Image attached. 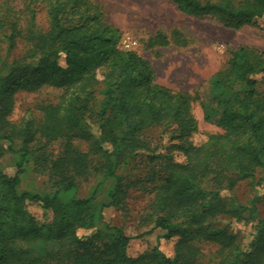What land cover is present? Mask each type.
<instances>
[{"label":"trees","instance_id":"1","mask_svg":"<svg viewBox=\"0 0 264 264\" xmlns=\"http://www.w3.org/2000/svg\"><path fill=\"white\" fill-rule=\"evenodd\" d=\"M172 1L186 14L234 29L264 17V0ZM41 5L45 28L37 23ZM121 36L97 0H0V264H264V193L248 204L230 194L264 170V88L257 77L264 73V51L239 46L211 77L220 131L195 144L194 102L212 119L201 96L159 83L151 61L121 47ZM21 46L22 55L14 57ZM44 85L62 88L60 100L14 120L16 93ZM153 127L169 136L164 150L146 137ZM2 141L19 153L14 175L1 168ZM31 160L49 176L51 192L20 189ZM139 163L144 170L133 171ZM98 175L115 180L101 206L94 203L96 189L78 195L81 181ZM133 188L149 195L146 221L165 230L164 237H178L174 256L159 245L130 256L124 227L114 226L109 237L99 227L106 207L128 211ZM29 203L51 210V219H37ZM233 218L253 228L247 247L231 231ZM81 229L90 232L80 235ZM206 242L218 247L209 261Z\"/></svg>","mask_w":264,"mask_h":264},{"label":"rangeland","instance_id":"2","mask_svg":"<svg viewBox=\"0 0 264 264\" xmlns=\"http://www.w3.org/2000/svg\"><path fill=\"white\" fill-rule=\"evenodd\" d=\"M97 2L102 6L106 20L120 29L121 47L124 38H131L135 42L132 49L151 61L159 83L175 90H186L193 96H201L205 109L211 114L212 119L211 121L204 119V109L199 101H195L194 113L199 122L200 131L194 132L190 139L195 144H201L211 133L220 131L215 124L218 118L216 110L218 93L212 88L210 79L216 72L227 67L231 52L239 46L245 45L259 52L264 51V17L256 26L234 29L226 27L214 18L186 14L179 10L172 0H97ZM19 3L22 6L20 1ZM37 10V23L41 27H47L46 7L41 5ZM160 34L161 37L166 38V41L158 38ZM22 53L21 46L14 50L13 56H20ZM257 77L259 86L264 88V73H260ZM62 94V88L51 85H44L36 91L20 90L16 93V106L12 118L19 120L27 111L39 115L44 104L58 102ZM146 137L152 142V147H157L158 150H164L165 146L170 144L168 134L162 133L159 127L149 129ZM1 143L6 149L1 157V168L5 173L14 175L17 172L19 153L8 150L7 141ZM21 146V141H15L16 150ZM60 146V142L54 144L56 150H59ZM175 156L177 160H184L181 153L176 152ZM139 164L133 171L144 170L145 165ZM260 179L263 180L262 184L257 187L256 183ZM114 182L113 178L104 179L102 175L93 176L81 181L78 195L87 197L96 189L94 203L101 206L104 202L110 201L108 192ZM205 187L208 190L212 189L210 182H207ZM20 189L49 193L53 190V184L47 174L34 168L31 160L22 174ZM256 192L264 193V170L262 169L257 171L254 180H241L230 194L239 202L248 204ZM127 201L128 211L120 210L116 206H108L104 209V220L98 223L104 235L109 237L114 226H122L131 236L127 246L128 255L137 256L159 245L168 256H174L178 237H164L165 230L155 227L153 222L145 219L150 202L149 195L138 188H133ZM259 207L261 216H264V197ZM29 209L41 221L50 220L52 217L51 210L43 208L38 203H29ZM229 222L231 231L237 236L239 242L247 247L253 235L251 224L235 218L230 219ZM89 232L90 230H79L80 235H86ZM202 247L206 261L216 257L217 245L206 242L202 243Z\"/></svg>","mask_w":264,"mask_h":264},{"label":"built area","instance_id":"3","mask_svg":"<svg viewBox=\"0 0 264 264\" xmlns=\"http://www.w3.org/2000/svg\"><path fill=\"white\" fill-rule=\"evenodd\" d=\"M121 44H122V47H124V49H132L135 42L131 38L127 37L123 39Z\"/></svg>","mask_w":264,"mask_h":264}]
</instances>
